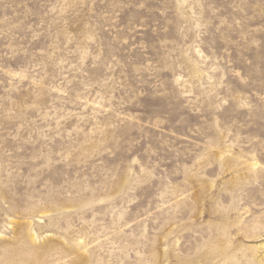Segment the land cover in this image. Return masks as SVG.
Instances as JSON below:
<instances>
[{
	"label": "rangeland",
	"instance_id": "rangeland-1",
	"mask_svg": "<svg viewBox=\"0 0 264 264\" xmlns=\"http://www.w3.org/2000/svg\"><path fill=\"white\" fill-rule=\"evenodd\" d=\"M264 264V0H0V264Z\"/></svg>",
	"mask_w": 264,
	"mask_h": 264
},
{
	"label": "bare ground",
	"instance_id": "bare-ground-1",
	"mask_svg": "<svg viewBox=\"0 0 264 264\" xmlns=\"http://www.w3.org/2000/svg\"><path fill=\"white\" fill-rule=\"evenodd\" d=\"M258 264V263H257ZM259 264H261V263H259Z\"/></svg>",
	"mask_w": 264,
	"mask_h": 264
}]
</instances>
